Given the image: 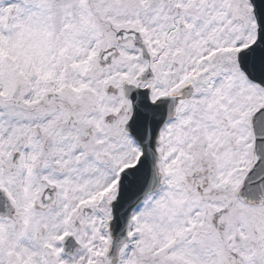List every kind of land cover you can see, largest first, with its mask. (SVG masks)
<instances>
[{"label": "snow or ice", "instance_id": "obj_1", "mask_svg": "<svg viewBox=\"0 0 264 264\" xmlns=\"http://www.w3.org/2000/svg\"><path fill=\"white\" fill-rule=\"evenodd\" d=\"M0 264H264V0H0Z\"/></svg>", "mask_w": 264, "mask_h": 264}]
</instances>
